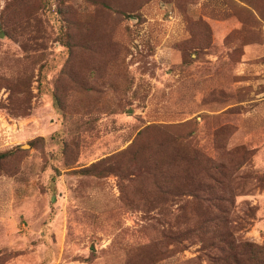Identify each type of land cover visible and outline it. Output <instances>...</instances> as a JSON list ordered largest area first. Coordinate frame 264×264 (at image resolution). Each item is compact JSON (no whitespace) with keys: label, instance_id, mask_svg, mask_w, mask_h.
Masks as SVG:
<instances>
[{"label":"rangeland","instance_id":"rangeland-1","mask_svg":"<svg viewBox=\"0 0 264 264\" xmlns=\"http://www.w3.org/2000/svg\"><path fill=\"white\" fill-rule=\"evenodd\" d=\"M234 1L0 0V112L25 125L24 157L0 170L43 171L25 176L43 195L25 264H211L214 247L182 234L212 217L264 244V0ZM210 125L223 150L196 182L213 195L173 196L189 190L173 152L207 149L187 134ZM91 164L101 177L77 174ZM63 169L62 206L49 178Z\"/></svg>","mask_w":264,"mask_h":264},{"label":"trees","instance_id":"trees-1","mask_svg":"<svg viewBox=\"0 0 264 264\" xmlns=\"http://www.w3.org/2000/svg\"><path fill=\"white\" fill-rule=\"evenodd\" d=\"M234 1V0H233ZM241 0H235L234 2H240ZM259 2H262V0H258ZM98 4L108 7L107 4L102 2H97ZM238 4V3H237ZM243 9H245L243 7ZM94 42H92L93 44ZM102 44L99 46L98 50L105 49V52L107 51L106 47H108V43L105 45L102 39ZM105 46V47H104ZM96 48H92V51H98ZM55 100L57 101V96L55 97ZM202 121L205 120V117L201 118ZM211 129H202L201 131L192 130L187 134V138L193 137L197 132L200 134H204V140L206 142L207 149H200L198 146V149L192 150L188 155H185L184 152L180 150H175L171 156V164L173 169L175 167L184 166L186 165V170L189 173V176L187 175V184L189 185L188 192L179 191L177 193H173V196H183L186 197L187 200L192 201H204L207 200L206 197H210L213 195L210 191H207L206 189L202 188L200 185V179L197 180L196 178L200 174H204L208 177V173L212 170H214V160L216 157L221 155V150H223L222 147H219L215 137H216V131L218 130L216 126L210 125ZM37 143V139L30 141L31 148ZM203 146V147H206ZM23 156L25 155V152L21 151L18 147L8 150V151H0V163L4 161V163H7L8 159H14L17 160L18 158L15 156ZM169 164V163H167ZM94 164H91L88 169H82L77 171L78 175H88V176H94V177H101L96 176L94 174ZM165 170L163 164H159L158 162H155L153 167H148L146 171H148L149 174H152V182L154 184H157L158 187L153 186L157 191H161V185L157 180V177L153 175V172L159 173L160 176H165ZM19 169H10V170H0V174H14L18 172ZM209 179H212V181L216 184H220L212 177H209ZM221 186V184L219 185ZM153 188V190H155ZM163 189V188H162ZM217 189V188H216ZM155 190V191H156ZM210 190H215L214 187H211ZM215 192V191H214ZM163 193V191H162ZM166 194H169V191L167 190ZM201 194H205L203 198L201 197ZM230 203V202H229ZM226 215L230 214L231 211L224 212ZM213 219L203 221L202 223H198L196 225L191 226L189 229L185 230V232L182 234V236H194L197 238L198 242L202 244H206L209 248L214 247V250L218 253V255H205L211 264H264V244H256L251 241H239L236 240L234 237V233L232 232V225L229 221V217L223 219V224H225V227L220 228L217 225H212L210 228H208L206 225L210 221H216L218 220L217 217H212ZM180 235H177L175 237L171 238V241L173 242L176 238H178Z\"/></svg>","mask_w":264,"mask_h":264},{"label":"crops","instance_id":"crops-1","mask_svg":"<svg viewBox=\"0 0 264 264\" xmlns=\"http://www.w3.org/2000/svg\"><path fill=\"white\" fill-rule=\"evenodd\" d=\"M5 120L8 119L0 112V129ZM24 130L25 127L15 136L13 148L0 147V150L8 151L16 147L21 149L19 139L25 136ZM66 171L65 169L60 170V174L52 175L49 178V188L52 194L50 199L55 202L56 195H64L65 202L63 201L62 206L69 204V193L72 189L68 187L67 178L63 175L66 174ZM30 173L32 178L35 177V183L40 184V179L43 176L42 165L34 170L21 168L14 174H0V251L3 253L17 251L19 256L17 262L10 264H25V258H21L20 253L26 246V221L32 223V219L36 222L37 219L42 218L40 204L43 201V195L38 190L35 193L34 187L28 188L25 176ZM28 190L31 191L28 193ZM255 228L257 229L258 225H255ZM13 247L15 249H12Z\"/></svg>","mask_w":264,"mask_h":264},{"label":"built area","instance_id":"built-area-1","mask_svg":"<svg viewBox=\"0 0 264 264\" xmlns=\"http://www.w3.org/2000/svg\"><path fill=\"white\" fill-rule=\"evenodd\" d=\"M25 125L23 121L5 120L2 122L0 129V147L11 149L15 146V136L23 131Z\"/></svg>","mask_w":264,"mask_h":264}]
</instances>
